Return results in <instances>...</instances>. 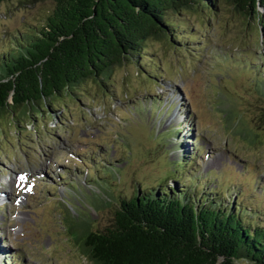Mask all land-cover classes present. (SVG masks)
Wrapping results in <instances>:
<instances>
[{
  "label": "rangeland",
  "instance_id": "1",
  "mask_svg": "<svg viewBox=\"0 0 264 264\" xmlns=\"http://www.w3.org/2000/svg\"><path fill=\"white\" fill-rule=\"evenodd\" d=\"M51 6L47 0L1 2L0 51L11 44L14 34L41 26ZM259 12L262 19L247 20L222 0L206 14H173L184 26L175 28L181 35L175 43L150 39L144 43L145 52L113 68L105 87L88 81L66 101H57L67 104L66 108L57 106L48 113L49 131L40 146L28 140L21 150L24 143L19 137L15 144L12 142L14 146L3 144L0 185L12 196L7 206L0 207V251L4 249L5 256H13L14 264H97L76 245L69 232L71 226L73 230L86 225L92 230L102 229L114 219L122 199L128 201L138 196V191L139 196L154 194L157 187L165 188L167 194L185 193L189 203L198 206L204 202L201 197L213 196L216 199L207 206L229 207L232 198L224 200L221 192L209 193L216 184L205 177L211 172H215L212 175L219 191L234 185L243 191L244 196L238 199L256 212L247 214L246 219L264 226V125L257 127L256 120L264 107V92L257 86L255 70L246 68L237 58L222 60L212 53L264 52V8ZM193 33L196 37H189ZM203 35L212 50L210 45L204 46ZM213 65L226 73L216 72ZM181 96L184 100L178 103ZM154 97H159L164 111L150 123L142 109L140 113L130 109L142 102L146 113H151L157 106L151 107L147 100ZM166 103L176 107L170 109ZM182 103L189 116L178 137L177 123L170 117L177 113L180 119L183 110L178 108ZM226 111L232 115L227 117ZM60 121L66 123L63 129L58 127ZM151 124L159 134H168L155 138ZM251 126L257 129V141L252 143L248 136ZM6 129L16 140L19 134L11 125ZM187 131L192 136L186 138ZM186 139L195 145L187 144L185 151L179 150ZM13 147L15 153L9 157L7 152L12 153ZM95 158L109 167L96 173L91 183V172H85L86 164L80 161L96 162ZM186 159L195 163L194 171L201 176L195 186L186 185L190 173H181V167L176 170L178 162ZM247 167L249 171H245ZM255 167L261 172L255 174ZM176 176L183 179L173 187ZM257 177L260 181L254 182ZM15 199H22L23 206ZM10 213L17 214L14 222L8 217ZM5 256L0 255V260ZM246 262L241 259L237 264Z\"/></svg>",
  "mask_w": 264,
  "mask_h": 264
},
{
  "label": "trees",
  "instance_id": "2",
  "mask_svg": "<svg viewBox=\"0 0 264 264\" xmlns=\"http://www.w3.org/2000/svg\"><path fill=\"white\" fill-rule=\"evenodd\" d=\"M4 1L15 0L0 3ZM47 1L52 6L41 26L19 35L17 47L0 54L3 140L9 139L8 125L19 135L46 133L48 113L67 105L57 101H66L88 81L105 87L113 68L145 52L148 40L175 43L181 38L175 28L184 26L173 14H206L222 2ZM227 1L247 20L263 18L259 9L264 0ZM256 120L257 127L264 125V107ZM29 124L34 128L27 131ZM256 130L251 126L250 143L257 141ZM154 191L122 199L114 219L102 229L71 226V237L97 264H237L241 259L247 260L244 264H264V226L247 220L241 205L198 206L184 195L167 194L165 188Z\"/></svg>",
  "mask_w": 264,
  "mask_h": 264
},
{
  "label": "snow or ice",
  "instance_id": "3",
  "mask_svg": "<svg viewBox=\"0 0 264 264\" xmlns=\"http://www.w3.org/2000/svg\"><path fill=\"white\" fill-rule=\"evenodd\" d=\"M21 179H24V177H21Z\"/></svg>",
  "mask_w": 264,
  "mask_h": 264
}]
</instances>
